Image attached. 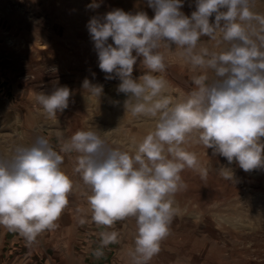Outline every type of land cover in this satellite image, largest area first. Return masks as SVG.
Masks as SVG:
<instances>
[{
	"label": "clouds",
	"instance_id": "9594fccd",
	"mask_svg": "<svg viewBox=\"0 0 264 264\" xmlns=\"http://www.w3.org/2000/svg\"><path fill=\"white\" fill-rule=\"evenodd\" d=\"M147 4L154 10L152 18L144 11L117 8L91 18L87 29L105 78L115 73L120 79L117 91L128 97L125 109L133 116L158 117L155 131L134 154L108 147L92 130L75 132L61 149L78 153L76 171L90 189L93 222L111 227L135 218L133 264H148L159 253L175 215L172 197L186 187L180 173L185 167L200 168L196 154L182 147L191 133L198 132L206 149L229 164L236 161L245 172L264 167V17L251 11L250 0H196L190 16L181 11L183 0ZM87 7L96 9L100 3L93 0ZM217 29L230 47L221 53L198 49L201 37L215 39ZM161 44L180 48L194 69L214 70L215 79L194 77L195 90L173 103L164 95L167 81L154 75L166 70ZM140 57L148 71L133 78ZM82 87L98 98L103 94V85L87 78ZM70 96L67 86H57L50 94L40 92L37 101L55 117L69 106ZM63 163L43 136L31 146H16L10 156L0 155V226L18 232L29 244L56 227L73 190ZM100 235L102 246L116 242L114 232Z\"/></svg>",
	"mask_w": 264,
	"mask_h": 264
},
{
	"label": "rangeland",
	"instance_id": "374dc122",
	"mask_svg": "<svg viewBox=\"0 0 264 264\" xmlns=\"http://www.w3.org/2000/svg\"><path fill=\"white\" fill-rule=\"evenodd\" d=\"M97 2L100 7L90 9L93 0H0V155L10 156L16 146H31L43 136L64 157L61 169L73 182L56 227L42 232L35 242L29 244L18 232L0 226V264H133L135 218L111 227L93 222L90 189L76 171L78 153L61 149L75 132L92 130L108 147L134 154L155 131L158 117L133 116L125 109L128 97L117 91L120 79L115 73L105 78L87 29L91 18L117 8L133 14L144 11L149 18L155 13L147 0ZM250 9L264 17V0H250ZM195 10L196 0H183L185 15ZM253 28L259 31L255 22ZM229 47L219 29L215 39L205 36L198 43V49L216 53ZM158 51L165 57L166 70L154 75L167 81L164 95L173 103L195 90L194 77L215 79L214 70L194 69L175 45L161 44ZM142 59L133 66V78L148 71ZM85 78L103 85L99 98L83 89ZM57 86H67L71 96L69 106L52 117L37 95L50 94ZM182 147L196 154L207 174L187 167L180 173L186 187L172 197L175 215L169 234L148 264H264V167L245 172L236 161L229 164L206 149L196 131ZM104 232H114L116 242L102 246Z\"/></svg>",
	"mask_w": 264,
	"mask_h": 264
}]
</instances>
